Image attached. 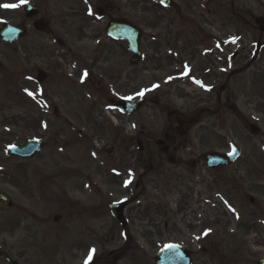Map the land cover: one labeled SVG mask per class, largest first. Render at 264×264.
Listing matches in <instances>:
<instances>
[{
	"label": "rangeland",
	"instance_id": "374dc122",
	"mask_svg": "<svg viewBox=\"0 0 264 264\" xmlns=\"http://www.w3.org/2000/svg\"><path fill=\"white\" fill-rule=\"evenodd\" d=\"M113 1L134 2L135 24L143 29V5L147 2V6L152 8L153 0ZM223 1L217 0L212 7L215 10L213 17L207 16L208 23L199 21L202 31H198L207 37H225L226 44H230V49H226L230 57L250 46L254 50L256 42L253 40L260 36L255 22L264 18V0H229V6H225L228 19L219 24L224 10L217 13L216 9L222 7ZM155 14L157 21L162 18L157 10ZM89 26L93 32L96 25ZM160 29L164 33L165 26ZM184 32L179 37H190ZM85 38L88 54L93 53L91 56L95 62L101 60L99 77L93 78L92 85L81 88V94L76 90L70 93L64 84H54L49 88L48 95L58 106L61 117H50L48 132L39 129L31 102L22 104V95L18 101H6L5 113L0 117V193L13 201L14 208L6 210L0 205V264H7V257L18 264H85L83 258H87L92 249H95L96 260L102 257L112 264H155V255L173 244L192 251L194 264H257L264 258V47L262 60L250 69V72L255 68L259 71L263 105L259 120L250 119V122L256 123L262 133L252 137L242 126L241 81L239 77L236 81L231 80L229 90L235 94L236 111L231 113L225 109L226 115L221 122H217L218 119L203 121L208 126L204 129L207 138L203 150L215 152L221 147L225 153L226 149L237 145L242 157L230 168L209 173V178L205 179L190 177L184 169L177 173L170 171L171 166L165 160L157 174L154 170L144 177L145 196L125 212L129 228L123 231L109 215L108 208L102 211L101 216L92 218L73 205L79 203L87 209L95 203L98 193L109 204L130 198L142 168L146 170L139 162L147 158V151L141 154L136 149L137 141L143 140L141 131L145 136L150 134L159 139L167 123L168 110L194 108L192 99L201 96H196L197 90L192 88L175 84L165 86L161 82L176 70V66L170 68V64L160 56L166 50V43L171 44L168 48L182 50L184 60L197 71L206 61V57H200L198 50L203 48L197 43H202L205 48L217 46L208 40L202 41L201 36H197L196 42L185 40L183 45L176 37H162V42L154 43L146 42L144 37L141 41L144 59L131 67V55L126 46L108 43L107 38L101 37V45L97 47L95 42L89 43L96 37ZM262 42L264 44V35ZM72 43L78 45L74 41ZM145 45L155 52L147 63ZM77 49L81 46L78 45ZM246 56L239 57V63L230 62L231 71L246 65ZM214 59L209 58V66L213 75H218V70H212L213 66H220L214 63ZM171 62L175 63V60ZM217 82L222 83L220 80ZM21 84L19 80L16 83L18 92ZM141 92L144 93L142 97L139 95ZM130 93L138 100L147 98L148 103L138 115L126 117L108 105L110 98L120 99ZM75 98H79L76 105L73 103ZM68 100L72 101L70 105ZM52 109L53 105L50 112ZM68 118L70 128L74 126L82 130L81 138L77 136L81 141L76 145L71 142L70 147L65 145L69 137L74 138L65 120ZM36 137L42 140L47 137L44 139L46 147L38 158L30 161L32 164L22 165V162L9 157L10 146ZM93 148L97 156L94 153L91 157ZM151 149L154 157L151 162L155 166L158 150L155 146ZM98 162L106 165L97 170L100 177L93 174L100 179L98 183L92 180L96 188H88L85 184L89 182L85 181L84 175ZM107 165L116 169L114 177ZM125 172L128 178L120 186V176ZM34 173L39 175L37 183L34 182L37 179H32ZM126 181L131 183L125 186ZM182 196L187 202L180 210L186 209L188 202L194 206L199 211V225H209L206 230L212 231L207 237L201 227L195 225L194 229H184L180 226L179 202ZM204 197V201L207 197L213 200L214 206L205 204ZM250 199H254L255 205ZM138 205H141V210L134 211ZM57 216L61 219L54 223ZM190 218L196 221L194 216ZM111 253L113 256L109 257Z\"/></svg>",
	"mask_w": 264,
	"mask_h": 264
},
{
	"label": "flooded vegetation",
	"instance_id": "af4514ba",
	"mask_svg": "<svg viewBox=\"0 0 264 264\" xmlns=\"http://www.w3.org/2000/svg\"><path fill=\"white\" fill-rule=\"evenodd\" d=\"M169 1L171 6L153 0L152 8L147 6V2L144 3L141 12L145 18L142 37H146V42H162V37H176L183 45L185 40L196 42L197 36H201L202 41L208 40L210 43H215L217 48H205L202 43H197L199 47L203 48L198 50L200 57L203 59L206 57V61L201 64L199 71L189 65L187 60H184L181 55L182 50L168 48L171 46L170 42L166 43L165 52L160 53L164 61L170 64V68L176 66V70L166 75L161 82L165 86L175 84L187 89L192 88L197 90L195 91L196 96L199 94L201 96L192 99L194 108L182 107L181 109L171 108L168 110L167 123L159 139L150 134L145 136L141 132L143 140H138L142 142L140 153L145 154L147 151V158L139 163L146 170L142 168V174L139 175L135 185V189L139 190L138 192L141 194L135 195L133 193L132 198L139 196L138 199H140L145 196L144 177L151 175L154 170L157 174L165 160L166 164L171 166L170 171L177 173L179 169H184L188 176L202 179L209 178V173L230 168L208 169L206 155L214 152L203 150V143L207 138L204 129L208 127L203 121L218 119L216 121L221 122V119L226 115L225 109L233 110V113L236 111V105L233 102L236 99L235 94L229 90L231 80L236 81V78L239 77L241 81L240 119L244 129L250 132V126L254 124L250 123V119L258 121L262 114V83H260L259 71L255 68V71L250 72L252 65L262 60L260 50L254 51L253 46H250L231 58L230 53L227 54L226 50L230 49V44H226L225 37H207L206 34L198 31H202L199 27V21L208 23L207 16L213 17L215 9L213 10L212 7L217 0ZM4 3H19V0H0V4ZM225 6H229V0L223 1L222 7L216 9L217 13L224 10L222 16L219 17V24L228 19L227 7ZM135 10L134 2L131 4L130 1L121 3L113 0H87V2L86 0H27L26 4L17 9L5 10L0 8V117L5 113L6 100L15 99L18 101L22 95V104L29 105L31 102V108L34 111V117L38 120L39 129L48 132L50 117L57 119L61 117L58 106L52 102L53 100L48 95L49 88L54 84H64L70 93L76 90L81 94V88L92 85L93 78L99 77L98 64L101 63V60L95 62L91 56L93 53L88 54L89 50L86 48L87 42L85 44V41L87 39L85 37H96L89 40V43L95 42L96 46L100 47L101 41L99 39L108 37L106 30L111 22H124L137 27L134 18ZM155 10L162 16L158 21L155 18ZM90 11L92 14H89ZM90 24L96 25L93 32H91ZM164 26V33H162L160 28ZM183 32L190 37H179ZM221 33L224 34V31ZM71 40L80 45L81 49H77L78 45L73 44ZM106 41L112 42L108 38ZM256 41L258 40H253V42ZM113 43H121L126 46L124 42L113 41ZM147 45L149 46V44ZM147 45L144 46L145 51L147 50L145 63L151 55L155 54L153 50L151 52L148 49ZM246 51H249L248 54ZM252 51L255 53L253 54ZM244 55H247V63H250H246L239 69L234 68L231 72L230 62L238 61L239 63V57ZM177 57L181 60L178 61ZM213 57L215 58L214 63L220 64L218 68L215 66L212 68V70H218V75H213L209 66V58ZM171 60H175V63H172ZM131 67L134 66L131 65ZM226 70L227 73H225ZM85 72L88 74L86 78L83 77ZM231 73L233 74L231 75ZM18 80L23 83L19 87V92L16 85ZM218 80L222 83L219 84ZM130 82H133V78H130ZM29 92L33 95L30 96ZM50 99L52 103H50ZM78 99L75 98L73 101L75 105ZM67 102L69 105L72 103L71 100ZM51 105H53L52 112H50ZM65 120L69 123L68 127L70 128L69 118ZM70 131L74 138H68L65 142L67 147H70L71 142L76 145L79 142L77 136L79 138L82 136V130L77 127H71ZM39 138L36 137L34 140H39ZM158 142H161L160 147L157 145ZM151 146H155L158 150L157 156H155V166L151 164L154 159ZM222 150L224 148L220 147L217 152L221 153ZM227 150L225 151L227 152ZM103 165L106 164L98 162L93 169L88 168L86 170L84 179L89 182L85 184L86 187L96 188L92 180L98 183L100 179L93 177V174L100 177L101 174L100 172L97 174V170H100ZM107 168L112 169L114 167L107 165ZM115 171L116 169L110 170V175L114 177ZM148 173L149 175H147ZM120 178L122 180L120 186H122L123 181L128 178V173L125 172ZM125 192L127 194L128 190L125 189ZM96 197L95 203L89 205L87 209L81 207L79 203H75L73 207L82 209L84 214H89L92 218H97L102 215L103 209L111 205L102 200L100 193L96 194ZM183 198L184 196L179 202L180 226L184 229H194L196 225L204 230L209 229V225H205V228L199 225L197 220L199 211L194 206H190L189 202L186 209L180 210L182 205L187 202ZM204 200L205 197L203 202L208 206H214L213 200L208 197L206 201ZM140 207L141 205H138L133 210L139 212ZM130 208L129 206L126 211ZM191 216H194L196 221H193ZM96 258L93 257L92 264H110V261L103 260L102 257L98 260ZM83 259L86 260V258Z\"/></svg>",
	"mask_w": 264,
	"mask_h": 264
},
{
	"label": "water",
	"instance_id": "95a60500",
	"mask_svg": "<svg viewBox=\"0 0 264 264\" xmlns=\"http://www.w3.org/2000/svg\"><path fill=\"white\" fill-rule=\"evenodd\" d=\"M260 25L264 24V21H259ZM121 28H123L122 26L119 25H115L112 27V29H118L119 34H126V29L121 30ZM125 28V27H124ZM262 31H264V28H262ZM134 36H125L122 37L126 40H128L130 42V48L132 50H134L135 55L137 56V58H139V38H140V32L138 30H135L134 32ZM116 38V37H114ZM121 38V37H120ZM144 103H130L128 101H122V103H118L117 106H119L120 108L122 107L123 109H129V113L130 112H137L143 105ZM127 112V111H126ZM158 145H160V143L158 142ZM40 147V145H36L33 142H29L28 144L21 146L20 149L17 150V153L15 154H22V156H30L33 153H35L36 149ZM13 154V153H12ZM239 154V152L236 150L234 152V154H232L229 158H222L221 156L218 155H214V156H209L208 160L210 163L212 164H216V165H228V163L230 162V160L232 158H234L235 156H237ZM0 201H2L3 203H6L7 205H10V202L8 201V199L4 196L0 197ZM125 205L122 206H115V208H113V213L115 215V217L121 221L123 223V225H125L126 223L123 222V216H122V211L124 209ZM156 263L157 264H190L191 262V254L185 250H183L180 247H176L175 248H167L165 251L160 252L157 257H156ZM10 264H15L14 262H11ZM259 264H264V261H260Z\"/></svg>",
	"mask_w": 264,
	"mask_h": 264
},
{
	"label": "snow or ice",
	"instance_id": "6c2138e0",
	"mask_svg": "<svg viewBox=\"0 0 264 264\" xmlns=\"http://www.w3.org/2000/svg\"><path fill=\"white\" fill-rule=\"evenodd\" d=\"M87 2V0H86ZM27 0H19V3H4V4H0V8L5 9V10H12V9H17L20 8L22 5L26 4ZM89 14H92L91 11L89 12ZM233 43H235V40L232 41ZM87 72H85L83 74V77L86 78L87 77ZM83 82V80H82ZM201 87H203V85L201 84ZM208 90V89H206ZM30 96L33 95V93L29 92L28 93ZM139 95L142 97L144 95L143 92L139 93ZM129 99H131V97H129ZM131 183V181H126L125 182V186H127V184ZM234 211V209H233ZM204 235H208V232H205ZM169 248H175L174 245H169ZM95 254V249L90 250L89 255L87 257V259L85 260V264H92V260Z\"/></svg>",
	"mask_w": 264,
	"mask_h": 264
}]
</instances>
